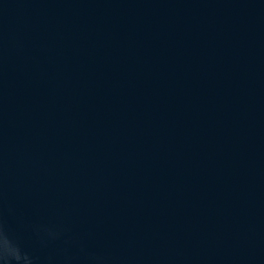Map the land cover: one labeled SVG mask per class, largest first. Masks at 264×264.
<instances>
[{
  "label": "water",
  "instance_id": "obj_1",
  "mask_svg": "<svg viewBox=\"0 0 264 264\" xmlns=\"http://www.w3.org/2000/svg\"><path fill=\"white\" fill-rule=\"evenodd\" d=\"M0 264H264V0H0Z\"/></svg>",
  "mask_w": 264,
  "mask_h": 264
},
{
  "label": "clouds",
  "instance_id": "obj_2",
  "mask_svg": "<svg viewBox=\"0 0 264 264\" xmlns=\"http://www.w3.org/2000/svg\"><path fill=\"white\" fill-rule=\"evenodd\" d=\"M15 258H16V260H20V256L19 255H17Z\"/></svg>",
  "mask_w": 264,
  "mask_h": 264
}]
</instances>
